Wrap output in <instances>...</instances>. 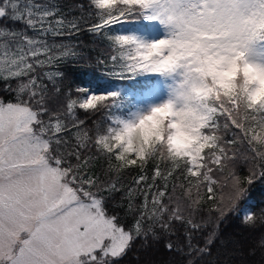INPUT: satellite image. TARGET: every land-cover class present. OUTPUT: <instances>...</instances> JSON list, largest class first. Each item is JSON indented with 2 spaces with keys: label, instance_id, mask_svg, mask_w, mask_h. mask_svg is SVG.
<instances>
[{
  "label": "snow or ice",
  "instance_id": "1",
  "mask_svg": "<svg viewBox=\"0 0 264 264\" xmlns=\"http://www.w3.org/2000/svg\"><path fill=\"white\" fill-rule=\"evenodd\" d=\"M103 48L109 81L68 85ZM264 0H0V264H264ZM241 201L244 205L241 206ZM236 216L259 238H223Z\"/></svg>",
  "mask_w": 264,
  "mask_h": 264
},
{
  "label": "trees",
  "instance_id": "2",
  "mask_svg": "<svg viewBox=\"0 0 264 264\" xmlns=\"http://www.w3.org/2000/svg\"><path fill=\"white\" fill-rule=\"evenodd\" d=\"M80 2H86V0H62V3L66 6H72ZM81 43L85 55L91 57L90 63H86L83 66H66L64 71L66 73L67 79L66 84L72 85L74 83H81L86 80H98L102 81L105 85L120 83L125 87L135 89L139 87V84L135 81H109L107 78L101 75L103 66L95 63V58L103 52V48L100 46V42L97 38L89 35L87 32L81 34L78 37ZM252 196L256 201H264V185L257 182L252 186L250 190ZM244 202L241 201V206ZM260 207H264V204L258 203L253 211H258ZM234 230H240L242 233H248L247 239H245L246 248L251 247L252 244L259 238L260 232H249L240 222V219L236 216L230 215L227 220H225L221 225L222 237L224 238L226 233H231ZM146 254V256H143ZM179 257L173 256L164 247V241L157 244H153L148 249H143L140 247V242L133 248L131 252L121 261V264H171L172 261L178 260ZM251 264H259L261 259L260 253L254 257H248Z\"/></svg>",
  "mask_w": 264,
  "mask_h": 264
},
{
  "label": "rangeland",
  "instance_id": "3",
  "mask_svg": "<svg viewBox=\"0 0 264 264\" xmlns=\"http://www.w3.org/2000/svg\"><path fill=\"white\" fill-rule=\"evenodd\" d=\"M248 236V233H242L240 230H234L231 233H226L224 238L235 239L237 241L245 242V239H247ZM143 256H146V254H143Z\"/></svg>",
  "mask_w": 264,
  "mask_h": 264
}]
</instances>
